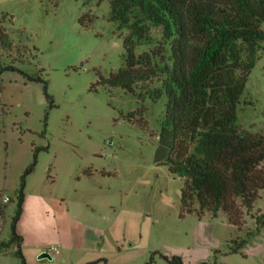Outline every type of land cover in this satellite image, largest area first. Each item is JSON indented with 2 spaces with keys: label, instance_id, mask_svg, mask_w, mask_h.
<instances>
[{
  "label": "rangeland",
  "instance_id": "rangeland-1",
  "mask_svg": "<svg viewBox=\"0 0 264 264\" xmlns=\"http://www.w3.org/2000/svg\"><path fill=\"white\" fill-rule=\"evenodd\" d=\"M0 17L15 42L11 53L0 47V66L19 68L0 75V240L11 237L16 193L37 153L22 214L29 246L65 248L69 264L101 253L108 264H147L153 257L151 264H172L161 253L193 263L264 264V228L243 252L215 257L216 249L227 251L234 238L256 229L264 188L243 229L225 212L182 216L183 178L155 160L167 97L153 101L99 82L124 65L129 32L110 18L108 0H0ZM153 31L160 37L159 27ZM149 47L140 44L137 52ZM22 71L47 80L54 106L44 83ZM238 115L240 128L264 132V51ZM5 196L12 199L4 202ZM15 249L0 250V264H22Z\"/></svg>",
  "mask_w": 264,
  "mask_h": 264
},
{
  "label": "trees",
  "instance_id": "trees-1",
  "mask_svg": "<svg viewBox=\"0 0 264 264\" xmlns=\"http://www.w3.org/2000/svg\"><path fill=\"white\" fill-rule=\"evenodd\" d=\"M108 1L110 18L129 32L124 37V65L108 77L102 75L99 82L153 101L167 97L155 160L183 178L181 215L218 217L225 212L231 224L243 229L246 214L252 212L264 188V132L237 124L248 75L264 51V0ZM153 27L161 29L160 37ZM143 43L150 47L138 53L137 46ZM14 46L0 17V47L11 53ZM5 69L19 68L0 66V75ZM23 73L29 80L44 83L45 96L54 106L47 80L40 74ZM138 112L131 111L130 120ZM36 164L37 153L16 193L11 237L0 240V250L15 245L22 264L28 261L18 223L24 212L26 177ZM254 218L256 229L234 238L229 250L216 249L215 257L220 252H243L248 239L264 228V213ZM161 255L172 264H227ZM103 259L108 264L105 257L87 264ZM153 261L154 257L147 264Z\"/></svg>",
  "mask_w": 264,
  "mask_h": 264
},
{
  "label": "crops",
  "instance_id": "crops-1",
  "mask_svg": "<svg viewBox=\"0 0 264 264\" xmlns=\"http://www.w3.org/2000/svg\"><path fill=\"white\" fill-rule=\"evenodd\" d=\"M22 217H23V215H22ZM22 217L18 223V230L21 234L24 235L23 250H24V253H25L26 258L28 260V263L29 264H69L67 249H65V248H64V250H60L59 248H56V250H53L51 246L47 247L46 245L40 243L39 241L34 242L29 246L28 245V243H30L28 241L29 234H28L27 230H25V228L22 224ZM56 228H57V224H56ZM55 238H57V240L59 242L61 241L62 235H61L60 231H57V233L55 234ZM62 240H63V238H62ZM44 251H49L51 253V255H52L51 263H46V261H45L46 259L50 260L48 257L47 258L40 257L41 253ZM58 257H59V260H58ZM62 257H63V259H62ZM102 257H105V256H103L102 253L99 257L93 258V259L85 260V258L83 257L82 259L78 260L77 262H72V264H87L90 261H93V260H96V259H99ZM96 264H106V263L99 262ZM109 264H111V263L109 262Z\"/></svg>",
  "mask_w": 264,
  "mask_h": 264
},
{
  "label": "water",
  "instance_id": "water-1",
  "mask_svg": "<svg viewBox=\"0 0 264 264\" xmlns=\"http://www.w3.org/2000/svg\"><path fill=\"white\" fill-rule=\"evenodd\" d=\"M40 257H49L51 259L52 255L49 251H44L41 253Z\"/></svg>",
  "mask_w": 264,
  "mask_h": 264
},
{
  "label": "built area",
  "instance_id": "built-area-1",
  "mask_svg": "<svg viewBox=\"0 0 264 264\" xmlns=\"http://www.w3.org/2000/svg\"><path fill=\"white\" fill-rule=\"evenodd\" d=\"M3 200H4V202H8V201H10V197L9 196H5V197H3Z\"/></svg>",
  "mask_w": 264,
  "mask_h": 264
}]
</instances>
